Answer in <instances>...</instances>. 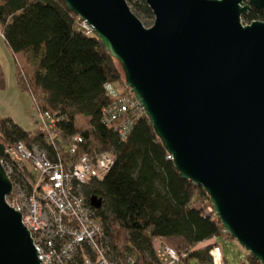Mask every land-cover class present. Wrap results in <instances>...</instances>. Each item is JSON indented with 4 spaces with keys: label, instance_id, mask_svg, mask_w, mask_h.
<instances>
[{
    "label": "water",
    "instance_id": "water-1",
    "mask_svg": "<svg viewBox=\"0 0 264 264\" xmlns=\"http://www.w3.org/2000/svg\"><path fill=\"white\" fill-rule=\"evenodd\" d=\"M125 74L180 176L207 192L225 230L264 264V0H64ZM0 264H43L1 162ZM95 208L102 199L92 196Z\"/></svg>",
    "mask_w": 264,
    "mask_h": 264
},
{
    "label": "trees",
    "instance_id": "trees-1",
    "mask_svg": "<svg viewBox=\"0 0 264 264\" xmlns=\"http://www.w3.org/2000/svg\"><path fill=\"white\" fill-rule=\"evenodd\" d=\"M128 2L146 25L153 24L145 0ZM243 18L264 20V11L253 8ZM81 23L64 0H0V32L11 52L28 66L25 69L17 60L19 87L31 93L34 106L61 117L63 138L83 137L80 153L116 154L106 176L83 187L89 203L92 196L102 199L101 207H93L104 225L109 255L124 261L135 256V264H164L156 240L180 238L188 246L182 262L214 264L210 250L219 241L199 245L228 233L215 212L196 205L200 198L210 200L207 192L180 176L148 116L143 112L137 117L127 141L103 123V108L112 99L106 84L125 85V74L101 39L88 34ZM5 85L0 62V88ZM79 117L86 119V125L78 122ZM0 137L6 145L40 142L53 151L40 132L28 131L11 117H0ZM57 142L64 151L62 139ZM85 254L81 250L77 255L79 264ZM247 258L248 263L242 264H260L248 251Z\"/></svg>",
    "mask_w": 264,
    "mask_h": 264
},
{
    "label": "built area",
    "instance_id": "built-area-1",
    "mask_svg": "<svg viewBox=\"0 0 264 264\" xmlns=\"http://www.w3.org/2000/svg\"><path fill=\"white\" fill-rule=\"evenodd\" d=\"M81 24L88 34L94 33L85 21ZM106 90L112 99L103 108L102 121L122 141H127L144 108L135 94L121 83H107ZM35 106L37 131L53 151L40 142L30 145L18 141L5 144L1 162L14 184L7 201L22 213L23 223L40 252L39 258L43 264H79L77 255L82 250L86 252L82 264H135L136 258L132 255L126 258V263L111 258L105 246L104 225L83 192L86 184L106 176L116 154L113 151L95 155L80 153L83 137L78 134L63 138L58 125L61 117ZM57 139H62L64 151H60ZM205 212H214V209L210 207ZM156 241L158 255L163 251L170 258L164 261L160 257L164 264H185L181 260L184 252L164 245L160 239ZM210 254L214 264H227L220 245H214Z\"/></svg>",
    "mask_w": 264,
    "mask_h": 264
},
{
    "label": "rangeland",
    "instance_id": "rangeland-1",
    "mask_svg": "<svg viewBox=\"0 0 264 264\" xmlns=\"http://www.w3.org/2000/svg\"><path fill=\"white\" fill-rule=\"evenodd\" d=\"M249 22L250 21L244 20V23ZM0 50L6 79L5 87L0 88V117H11L12 119L17 120V123L21 122L27 130L34 132L35 130H37V125L35 123L36 108L34 106L31 93L28 90L21 89L19 87L15 75L18 59L25 69L28 66H25V62L20 55L17 56L9 50V48L6 46V41L1 32ZM124 86L126 87V85ZM78 122L81 125H86L87 123L84 117H79ZM196 205L198 207H202L204 210H207L210 207L211 209H213L211 201L205 200L203 198H200ZM230 237L231 235L228 233L227 236L224 235V237L212 238L200 243L199 247H205V245H207L211 241H219L224 260L227 264H242L245 260L247 262L248 258L246 259V250L241 245H239L236 240H232V237L230 239ZM163 244L174 247L179 253L185 252L186 248H188L187 245L182 243V240L180 238H167L164 240ZM112 253L113 255H115L114 251H112ZM160 255V257L164 261L170 260V258L166 256L163 251L160 252ZM188 264L199 263L197 260L191 259Z\"/></svg>",
    "mask_w": 264,
    "mask_h": 264
},
{
    "label": "crops",
    "instance_id": "crops-1",
    "mask_svg": "<svg viewBox=\"0 0 264 264\" xmlns=\"http://www.w3.org/2000/svg\"><path fill=\"white\" fill-rule=\"evenodd\" d=\"M6 46L8 47L7 43H6ZM8 48H9V47H8ZM9 50H10V48H9ZM10 51H11V50H10ZM0 53H1V50H0ZM17 56H18V55H17ZM0 62L3 63V62H2V59H1V54H0ZM2 66H3V64H2ZM4 72H5V70H4ZM15 75H16V71H15ZM16 79H17V76H16ZM17 83H18V82H17ZM15 121H17V120H15ZM18 124H20L21 126H23V124H22L21 122H18ZM23 127H24V126H23ZM24 128H25V127H24ZM25 129H26V128H25ZM28 131H29V130H28ZM35 131H36V130H35ZM35 131H34V132H35ZM165 239H167V238H162V239H160V240H161L162 242H164ZM155 243L157 244L158 241H156Z\"/></svg>",
    "mask_w": 264,
    "mask_h": 264
}]
</instances>
